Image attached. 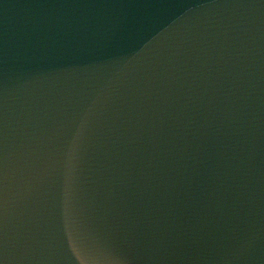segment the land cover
<instances>
[{
  "label": "water",
  "instance_id": "95a60500",
  "mask_svg": "<svg viewBox=\"0 0 264 264\" xmlns=\"http://www.w3.org/2000/svg\"><path fill=\"white\" fill-rule=\"evenodd\" d=\"M0 264H264V0H0Z\"/></svg>",
  "mask_w": 264,
  "mask_h": 264
}]
</instances>
